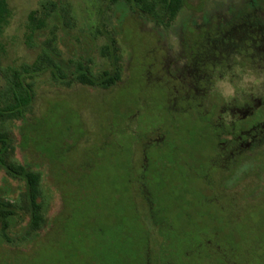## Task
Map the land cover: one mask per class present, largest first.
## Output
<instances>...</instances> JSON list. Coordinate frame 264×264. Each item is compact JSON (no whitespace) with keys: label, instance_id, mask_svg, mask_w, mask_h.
Returning <instances> with one entry per match:
<instances>
[{"label":"rangeland","instance_id":"obj_1","mask_svg":"<svg viewBox=\"0 0 264 264\" xmlns=\"http://www.w3.org/2000/svg\"><path fill=\"white\" fill-rule=\"evenodd\" d=\"M48 1L66 7L54 31L63 59L90 60L99 72L109 67L99 48L114 37L121 78L103 90L67 86L48 73L26 74L33 81L30 106L22 120L7 121L4 128L14 139V159L41 173L45 221L36 235H27L28 217L17 210L9 240L0 241V264H93L100 255L117 260L123 251L133 260L162 253V264H264V151L247 156L243 150L223 168L216 163V144H224H215L211 120L224 106L198 95L203 79L195 81L196 90L190 87L204 67L193 58L187 65V46L200 42L199 28L225 27L250 14L252 5L264 11V0H185L169 25L132 15L123 1L7 0L2 69L34 61L39 49L32 45L40 37L27 40V18ZM236 43V51L248 55L246 41ZM247 55L264 71V62L260 66ZM2 90L0 79V98ZM253 102L261 109L262 99ZM244 107L223 111L225 120L241 128L243 145L261 121L258 111L244 115ZM37 122L45 128L38 138ZM145 142H158L145 152L142 175L157 211L154 222H161L156 235L147 234L145 225L152 223L142 197H135ZM229 142L226 148L235 147V140ZM40 149L58 159L51 163ZM0 191L16 202L21 192L1 169Z\"/></svg>","mask_w":264,"mask_h":264},{"label":"trees","instance_id":"obj_2","mask_svg":"<svg viewBox=\"0 0 264 264\" xmlns=\"http://www.w3.org/2000/svg\"><path fill=\"white\" fill-rule=\"evenodd\" d=\"M123 1L127 9L132 15L149 20L157 25H169L175 19L179 11L184 6L185 0H109V3H118ZM49 6L47 8L46 6ZM47 5L41 4V8L37 12H32L27 18L28 35L27 40L33 42L34 36L37 34L39 43H33L32 46L38 47V54L34 61L29 66H22L20 69L9 68L2 69L0 66V79L3 82L2 98H0V169L3 170L4 175L11 180L20 183L21 192H19L18 201H12L7 198L3 192L0 191V241L9 240L8 230L12 227V219L18 213L17 210H22L24 215L28 217L26 234H37L38 230L44 223V198L41 190V173L36 170L33 165L28 161H17L14 159L15 143L13 137L4 128V123L7 121L17 120L20 121L24 118L25 111L30 106L33 97V81H28L26 74L31 76L34 73L44 74L48 73L54 80H58L64 84L71 85L73 83H80L91 87H98L103 90H110L114 88L121 78V66L120 56L117 55L116 41L114 37H109V42H105L100 48L99 53L107 60L109 67L103 68L99 72H94V69L90 66V60H77L72 61L70 59L64 60L58 50L54 36L57 29L56 21L59 18L65 20L66 7L60 4V1H48ZM10 17V10L7 0H0V36ZM208 26L199 28L200 32L199 43L196 45L187 46L188 50V63L191 65V58L193 60L200 61L203 67L208 64H215L225 59L227 55L236 51V41L241 39L246 41L245 49H247V56L254 57L259 62H264V11L261 5H252L250 14H243L239 18H234L225 27H215L211 30H203ZM49 30V31H48ZM49 32V35L46 33ZM36 33V34H35ZM242 42V41H241ZM3 51V46L0 42V59ZM204 57V58H203ZM206 59V60H205ZM209 61V62H207ZM259 61V62H258ZM261 66V65H260ZM192 73L194 69L191 67ZM207 79L206 73L202 70L200 76L196 77L194 81L190 82V87L194 90L197 88L196 80ZM198 95H204L205 89L202 87L199 90ZM253 105V100L248 105ZM202 106L199 103L198 107ZM197 107V108H198ZM208 109H202L203 113H207ZM258 111V117L264 120V100H262L261 109L253 108V113ZM202 112L201 115L203 114ZM45 118L38 121H43ZM35 124L36 137L38 138L39 132L45 128L39 127V123ZM211 127L213 129L215 144L220 140L230 141L235 140V134L230 133V129L227 124H224L220 120H211ZM233 127V126H232ZM232 130V129H231ZM238 132L239 130L236 129ZM263 132V133H262ZM256 136L252 139L251 145L248 148H242L248 150L247 156L256 155L264 151V128L258 127L255 132ZM223 135V136H222ZM159 141V140H158ZM153 144H158L154 142ZM150 142L142 144L141 155L142 160L137 164V167L141 170V173L137 176V192L135 197L140 195L144 202V212L146 221H150L152 224H148L147 234L150 235L156 233L155 229H160V221L154 222V217L157 215V211H154V203L151 200V192L147 183L142 176L147 168V159L145 152L149 145H153ZM217 147V160L221 168L226 164L227 158L238 156L240 151L238 148L233 149V156L229 155V150L225 146ZM242 150V151H243ZM47 155V159L55 162L58 158L53 159V155L46 150H41ZM65 153V152H64ZM62 153V154H64ZM240 155V154H239ZM49 156V157H48ZM157 240H159L157 238ZM206 241V240H205ZM146 245L147 239L144 240ZM157 243V246H160ZM162 253L159 256H151L145 254L143 258L139 260H133L123 254L118 255L117 260H113L110 255L103 257L99 256L97 262L93 264H162Z\"/></svg>","mask_w":264,"mask_h":264},{"label":"clouds","instance_id":"obj_3","mask_svg":"<svg viewBox=\"0 0 264 264\" xmlns=\"http://www.w3.org/2000/svg\"><path fill=\"white\" fill-rule=\"evenodd\" d=\"M203 71L207 79L201 87L218 106H244L253 98L264 100V71L253 67L244 50H237L215 64H208Z\"/></svg>","mask_w":264,"mask_h":264},{"label":"flooded vegetation","instance_id":"obj_4","mask_svg":"<svg viewBox=\"0 0 264 264\" xmlns=\"http://www.w3.org/2000/svg\"><path fill=\"white\" fill-rule=\"evenodd\" d=\"M247 105V107H244V109L241 111V112H243L244 113V115H246L245 114V112H250L251 114H253V108L255 107V105H254V107H253V105L252 106H249L248 107V104H245V106ZM223 107V106H222ZM235 106H232L231 108H228L227 109V107L226 106H224L222 109H221V111H219L217 114H216V117H215V120L217 119V120H220V121H222L224 124H227V126L229 127V129H230V133L232 134L233 132L234 133H236V129H238V128H236V126L233 124V121H232V118L231 119H228V120H225L224 119V117H223V111H226L228 114H233V113H235V112H240V110H238V108H234ZM236 109V110H235ZM251 110V111H250ZM249 113V114H250ZM233 126V127H232ZM258 127H261V128H264V120H262V121H259V122H256L255 124H253L252 125V128H251V131H250V134H249V137H248V140L246 141V143L243 145V144H241L240 143V139H241V135H242V130H241V128L240 129H238L239 131H238V133L236 134V137H235V142H236V145H235V147L236 148H238V146L240 147V151H238V153L239 152H241L243 149L242 148H248V146H250L251 145V142H252V139L256 136V133H254L255 132V130H256V128H258ZM232 129V130H231ZM263 133V132H262ZM231 139H229V140H227L226 142H221V143H223L224 144V146L226 147L227 146V144H229ZM234 147V148H235ZM233 148V149H234ZM233 149H228L227 148V151L229 150L230 152H229V155H231V156H233V154H234V152L232 151ZM237 153V154H238ZM232 158V157H231ZM230 157H228L227 158V161H226V164L225 165H228L229 163V161H234V160H232ZM233 159H235V157L233 158ZM224 165V166H225Z\"/></svg>","mask_w":264,"mask_h":264}]
</instances>
